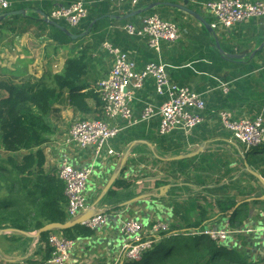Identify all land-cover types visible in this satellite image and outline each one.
<instances>
[{"label": "crops", "instance_id": "1", "mask_svg": "<svg viewBox=\"0 0 264 264\" xmlns=\"http://www.w3.org/2000/svg\"><path fill=\"white\" fill-rule=\"evenodd\" d=\"M79 1L19 0L12 7L13 11L9 12L11 14L8 18L13 22L6 25L5 20L8 18L0 21V32L8 33L13 41L22 39V42L21 46L15 45L12 50L6 49V63L0 60V71L6 69L0 75V83L30 82L36 87L46 73H60L70 56L88 47L89 74L85 81L97 85L109 74L113 65L108 57L102 63L104 53L100 54L98 50L100 46L110 44L125 52L136 63L138 72H142L150 63L166 66L169 79L174 85L189 88L202 96L206 108L201 115L205 121L189 136L180 131L161 136L159 118L132 128H126L123 121L111 120L109 122L121 127L122 131L110 142L108 150L103 151L100 158L95 156L94 149L83 150L76 145L66 144L69 130L59 140L45 145L46 166H51L58 172L66 157L76 169L93 167L94 173L87 191L89 205L109 211L108 214L115 215L116 212L123 211L122 219H139L148 228L158 220L169 224L170 228H232L223 210L231 206L229 213H232L247 200L250 217L240 230L252 232L234 234L226 244L244 251L251 263L259 264L264 260V200L260 201V205H255L251 200L256 195L264 196V187L254 176L253 179L246 174L250 173L240 161L241 157L244 158L243 154H246V147L244 146L243 152L233 140L232 134L222 127L217 115L227 112L235 120L255 119L259 116L264 119V18L237 24L230 30L219 28V33H223L221 40H218L220 48L217 47V41L212 43L207 39L204 42L202 34L201 42L188 41L178 50L177 46L184 37L181 28H184V32L198 34L205 26L193 15L169 4L187 8L201 16L196 8L211 15L202 7L213 0H139L137 5H132L131 2L114 5L111 0H83L89 14L78 28L87 33L85 28L92 17L94 24L100 21L96 30L87 33L89 39L83 44L76 41L59 46L46 36L51 31V26L44 18H49L58 6L70 7ZM150 5H154V8L149 12L128 20L121 19L130 12L145 10ZM159 9L169 10L165 17L170 21L155 12ZM0 12V16L5 13L2 10ZM151 15L176 24L180 33L175 46L164 43L160 54L156 53L159 55V62H155L158 57L149 48L147 38L132 36L124 30L127 25L141 29L144 19ZM35 17L43 25L22 28L28 20L34 21ZM192 18L198 23L189 30L184 24L190 25ZM105 19L107 20L102 22ZM179 20L183 23L180 24ZM59 22L69 25L64 20ZM5 26L8 30L3 28ZM37 35L40 37H36ZM0 48L4 49L1 44ZM21 51L23 54H19ZM223 53L235 57L226 58ZM53 59L57 63H53L55 66L50 72L46 66ZM96 85L93 87L95 95ZM3 94L0 92V95ZM162 100L155 93L154 81L147 80L143 89L136 92V115L141 114L146 104L161 105ZM88 105L92 112L97 110L94 98L88 100ZM54 114H58L60 119L73 115L82 116L78 120L94 119L92 115H82L71 108L67 94L55 103L52 115ZM235 146L240 155L235 154ZM109 150L122 156H111L108 154ZM127 154L129 156L121 174L103 196L106 186L117 168L122 166ZM189 155L192 156L188 157ZM180 156L184 158L175 159ZM249 168L264 176V168L257 171ZM47 171L51 170L47 168ZM163 187H167V190L161 192ZM110 191L113 194L108 196ZM139 197L142 199L138 200ZM135 199L136 203L120 207ZM234 205L236 206L233 207ZM74 241L71 264H129L121 257V249L126 240L120 233L116 215L103 229L92 231L89 236H78ZM35 248L30 243L25 252L22 248L17 250L8 238L0 236V264H49L45 257L46 250L37 252ZM257 249L263 253L255 252Z\"/></svg>", "mask_w": 264, "mask_h": 264}, {"label": "built area", "instance_id": "2", "mask_svg": "<svg viewBox=\"0 0 264 264\" xmlns=\"http://www.w3.org/2000/svg\"><path fill=\"white\" fill-rule=\"evenodd\" d=\"M19 0H0V10L9 11ZM115 5L131 2L137 5L139 0H111ZM204 9L215 19L211 25L215 32L219 28L230 30L237 24L246 23L255 18H264V0L251 2L246 0H213L204 4ZM88 9L83 0L70 7L58 6L48 18L51 21H66L72 28H78L88 18ZM124 30L132 35L147 38L149 48L160 54L163 42H177L180 39L176 24L164 21L157 15L144 19L141 29L127 25ZM103 49L113 57V65L109 74L97 83L95 92L102 103L103 118L87 119L75 122L69 131L66 144L76 145L80 149H94L95 156L101 157L108 150L112 140L122 131L121 127L113 126L109 121L120 120L126 128H132L153 119H160L159 133L169 135L175 131L189 136L192 131L202 125L205 118L201 115L206 104L202 96L189 88L174 85L167 74L166 66L161 63H150L142 72L137 71L136 63L122 50L110 44H104ZM154 81L155 93L163 98L161 105L146 104L140 115H136V92L143 89L147 80ZM222 127L232 134L233 140L246 147H264V119L235 120L227 112L218 113ZM109 155L115 154L111 150ZM245 155V154H243ZM93 167L76 169L65 157L58 169V176L65 185L67 199L68 221L79 218L93 206L87 200L89 182L93 176ZM96 216L82 226L91 231L106 227L112 218L117 217L120 233L125 238L121 249V257L129 263L142 262L145 254L160 242V236L170 230L169 224L156 221L150 228L135 218L122 219L124 212L108 214L101 210ZM251 230H233L229 226L220 230L205 229L186 234L187 237H207L218 245H225L234 234H248ZM38 244V243H37ZM36 244V245H37ZM48 244L52 249L49 264H71L75 250V241L66 238L60 232L49 235Z\"/></svg>", "mask_w": 264, "mask_h": 264}, {"label": "trees", "instance_id": "3", "mask_svg": "<svg viewBox=\"0 0 264 264\" xmlns=\"http://www.w3.org/2000/svg\"><path fill=\"white\" fill-rule=\"evenodd\" d=\"M93 21L92 17L89 18L85 28L88 34L94 32L100 22L92 27ZM58 22L55 23L68 30ZM50 26L51 31L46 35L49 40L59 46L74 41L54 24ZM3 28L8 30L7 26ZM71 33L79 35L84 32L80 30ZM87 48L70 56L60 73H46L36 87L30 82L0 83V92L4 93L0 95V231L14 230V233L2 237L8 238L17 250L22 248L23 252L28 249V244L33 243V239L26 236V233L37 232L51 223L68 222L65 185L57 171L48 172L46 169L43 133L49 131V126L45 129V124L51 123L55 103L67 94L68 104L76 112L92 115L95 120L103 118L102 103L93 90L96 84L85 81L90 61ZM98 51L104 53L102 63L106 61L105 58H110L102 46ZM93 98L97 102V110L94 112L88 105V100ZM244 158L246 162L250 160L248 166L254 170L264 168V147L249 149ZM112 194L110 191L108 196ZM251 201L255 205L261 204L258 200ZM248 206L246 200L232 213H229L231 206L223 210L235 230L243 228L249 219ZM205 228H170L160 236V242L145 254L142 262L131 264H253L244 251L231 245H218L207 237L186 236ZM51 233L43 234L35 248L37 252L46 250L45 257L48 260L52 253L48 244ZM61 234L74 240L78 236H89L92 231L84 226H76ZM259 264H264V260Z\"/></svg>", "mask_w": 264, "mask_h": 264}, {"label": "rangeland", "instance_id": "4", "mask_svg": "<svg viewBox=\"0 0 264 264\" xmlns=\"http://www.w3.org/2000/svg\"><path fill=\"white\" fill-rule=\"evenodd\" d=\"M204 9V7H202ZM198 12L201 14L202 17H204L205 21L210 25L211 23L214 24L216 23V19L212 16V15H206L205 13H203L200 9H197ZM13 11V8L11 10H9L7 13ZM155 12H157L158 14H161V16H166V13L169 12L168 9H159V10H156ZM1 13V12H0ZM150 13H154V12H150ZM165 19L169 20L168 18L165 17ZM107 19L103 20L102 22L106 21ZM192 23L190 25L188 24H184V26H186L189 30H192L194 26H197L196 24L198 23L197 21H194V19L192 18L191 19ZM7 25L8 24H11V19H8L7 20ZM170 21V20H169ZM30 22V23H29ZM62 23L64 26H66L68 28V31H71L73 33H77L80 31L79 28H71L69 25H67L66 23L64 22H60ZM179 23L182 24L183 22L181 20H179ZM43 25L42 22L40 21H37V17H35V20L34 21H30L28 20V22L25 23L24 26H22L23 29H25L26 27H29V26H32V25ZM47 26V25H45ZM182 29V32H183V41L181 43H179V45L177 46V49L178 50H181L183 48V46L188 42V41H191V42H201L202 40V34H203V37H204V42H207V39L209 42H218V40H221L222 38V35L223 33H219L221 32L220 29H218L217 31H215L214 33H211L209 32L206 28L203 27L202 31L201 32H198V34H190L189 32H184V28H181ZM17 30H18V27H17ZM19 31V30H18ZM3 31L0 32V44L4 47V49L0 48L1 51H0V60L3 61L2 63H6L7 62V59H8V56H7V48L9 49H13V47H15V45H20L21 46V40L19 39H16L15 41H13L11 39V36L8 34V33H5V34H2ZM83 34V33H82ZM87 39H89L88 36H85L81 39H78V40H74L72 41V43L78 41V43H84ZM178 42V41H177ZM177 42H163L162 45H161V49L163 47V44L166 43L170 46H175V44ZM219 43V42H218ZM21 48V47H20ZM155 54L156 52L153 51ZM19 54H23V52L21 51ZM156 56L158 57L157 61L155 62H159V55L156 54ZM161 57H162V53H161ZM111 60L113 61V57L110 56ZM109 58V59H110ZM53 63H57L54 59L49 62V64L46 66L47 69H49L50 72H52L53 70V67L55 66V64ZM113 64V63H112ZM24 68V67H23ZM5 71H0V75L2 76L5 72H6V69H4ZM55 70V69H54ZM87 79V78H86ZM89 79V77H88ZM164 102V99L161 101V103ZM82 116L78 117V116H75L73 115L72 117H66V119H64L63 117L60 119L58 114H54L52 115L51 117V123H47L45 124V129H46V126H49V131L46 133L44 132L43 133V139L45 141V144H49V143H53L54 141H57L59 140L65 133L66 135V132H68L70 130V127L71 125H73L75 122L78 121V119H81ZM56 125L58 127H56ZM55 137V138H54ZM237 145L240 146V149L244 152L245 151V147L244 145L242 144H239L237 143ZM234 151H235V154L237 155H240L239 154V150L238 148L235 146L234 148ZM248 151L246 150V153ZM246 155V154H245ZM244 155V156H245ZM243 159L245 158H240V161L241 163L246 166V164H248V161L250 162L249 159H247V162L244 161ZM49 169L51 170L52 172H55L56 170L54 168H51V166H46V169ZM258 201H262V200H258ZM206 229V228H205ZM203 229V230H205ZM39 245V244H38ZM255 252L257 251L259 254L263 253L262 250H254ZM263 255V254H262ZM129 263V262H127ZM131 264V263H129Z\"/></svg>", "mask_w": 264, "mask_h": 264}, {"label": "water", "instance_id": "5", "mask_svg": "<svg viewBox=\"0 0 264 264\" xmlns=\"http://www.w3.org/2000/svg\"><path fill=\"white\" fill-rule=\"evenodd\" d=\"M170 6H174L176 8H180L184 11H186L187 13L193 15L197 20H199L200 22H202L205 26V28L211 32V33H214V31L211 29V26L209 24H207L205 22V20L199 16L198 14H196L195 12L187 9V8H183V7H180V6H175V5H171L169 4ZM154 8V5H150L149 7H147L145 10H140V11H135V12H130L128 13L126 16L122 17L121 19L122 20H128L132 17H135V16H138V15H141L145 12H149L151 10H153ZM17 13H20V12H17ZM11 13H5L3 14L2 16H0V21H2L3 19L9 17ZM21 14H23V12H21ZM112 18H118L117 16H111ZM44 20L49 23V24H54L57 28H60V30H62L63 32H65L66 34L69 35V37L72 39V40H78V39H81L83 37H85L87 35V33H83V34H79V35H75V34H72L71 32H69L68 30H66L65 28H63L62 26L56 24L54 21H51L49 20L48 18H44ZM94 25V23L92 24ZM217 47H219V43H217ZM224 57L226 58H230V59H234V55H228L226 53H223ZM128 154L124 157V161L122 163V166L120 168H117L115 174L113 175L112 179L110 180V182L108 183V185L106 186L104 192H103V196H105L107 194V192L110 190V188L112 187V185L114 184L115 180L119 177V175L121 174L122 170H123V166L126 162V159L128 158ZM192 155H189L188 157H190ZM184 156H180L178 158H175V159H183ZM246 169L247 171L252 175L254 176L261 184L262 186L264 187V178L258 174L257 172H254L253 170H251L248 166V164H246ZM163 190H167V187H163L161 188V192H163ZM102 196V197H103ZM138 200H141L142 198L139 197L137 198ZM137 199L129 202V203H125L123 205H121L120 207L121 208H124V207H127V206H130L134 203L137 202ZM252 200H264V196H260V195H256L255 198H253ZM99 212H102L101 210L95 208V206H93L92 208H90L88 211L84 212L79 218L75 219V220H72V221H68L66 222L65 224H55V223H51V224H48L46 225L45 227H43L42 229L38 230L37 232H34V233H26V236L30 237L33 239V247H36V244L38 243L40 237L45 234V233H49V232H64L66 230H69V229H72L76 226H82L85 222H87L88 220H90L91 218H93L94 216H96L97 214H99ZM11 233H14V230H5V231H0V236H3L5 234H11ZM34 249V248H33Z\"/></svg>", "mask_w": 264, "mask_h": 264}]
</instances>
